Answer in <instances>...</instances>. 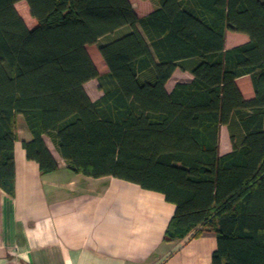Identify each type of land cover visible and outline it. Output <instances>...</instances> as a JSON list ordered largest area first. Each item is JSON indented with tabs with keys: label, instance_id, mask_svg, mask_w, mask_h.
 Segmentation results:
<instances>
[{
	"label": "trees",
	"instance_id": "16d2710c",
	"mask_svg": "<svg viewBox=\"0 0 264 264\" xmlns=\"http://www.w3.org/2000/svg\"><path fill=\"white\" fill-rule=\"evenodd\" d=\"M153 1L139 17L131 0H0V189L14 195L21 116L42 175L58 169L46 137L74 174L163 195L175 207L164 241L212 232L211 264H264V0ZM226 31L248 42L226 50ZM177 69L192 80L168 92ZM222 127L232 149L221 156Z\"/></svg>",
	"mask_w": 264,
	"mask_h": 264
},
{
	"label": "crops",
	"instance_id": "0c3cea01",
	"mask_svg": "<svg viewBox=\"0 0 264 264\" xmlns=\"http://www.w3.org/2000/svg\"><path fill=\"white\" fill-rule=\"evenodd\" d=\"M133 1L139 17L155 8L154 4L146 11L145 1L135 0L136 7ZM247 42L243 34L225 33L226 50ZM90 48H96L93 56ZM98 49V44L86 47L94 65L98 59L104 67L105 72L99 73L103 75L108 70ZM191 80L190 72L177 69L166 90ZM94 82L84 85L92 101L102 96L88 92ZM236 85L244 99L254 97L249 76L238 78ZM22 120L17 118L14 144V195L0 189V264H211L217 247L212 232L192 240L164 241L175 207L163 195L111 177L91 179L74 174L46 137L44 142L58 169L42 175L22 149V141L31 139ZM231 149L228 130L222 127L219 154Z\"/></svg>",
	"mask_w": 264,
	"mask_h": 264
},
{
	"label": "rangeland",
	"instance_id": "374dc122",
	"mask_svg": "<svg viewBox=\"0 0 264 264\" xmlns=\"http://www.w3.org/2000/svg\"><path fill=\"white\" fill-rule=\"evenodd\" d=\"M135 0L133 1V3H134V7H136L137 5H135ZM145 4H146V6H147V9H146V11L150 8H153L154 7V1L153 0H146L145 1ZM15 9H16V11L18 12V14H19V16L23 19V21H24V23L26 24V26L29 28V29H31V28H33L34 26H35V24H36V22H35V20L30 16V13H29V10H28V7H27V5H26V3L24 2V1H21V2H19V3H17L16 5H15ZM137 9V8H136ZM138 10H139V8H138ZM139 12V11H138ZM141 13V12H140ZM96 49V48H95ZM94 48H90L89 49V51H90V53H91V55L93 56L94 54H95V52H96V50H95ZM94 62H95V65H96V69H98V73H103V72H105V69H104V67L100 64V62H99V60L98 59H94ZM87 89H88V92L89 93H101L100 92V90L98 89V84H97V82H94L93 84H91V85H89L88 87H87ZM22 123H23V125H25L24 124V121L22 120ZM49 145H50V143H49ZM51 146V145H50ZM51 148H52V146H51Z\"/></svg>",
	"mask_w": 264,
	"mask_h": 264
}]
</instances>
